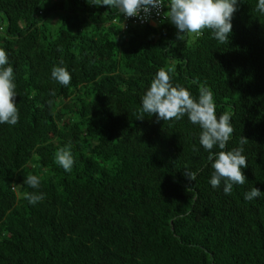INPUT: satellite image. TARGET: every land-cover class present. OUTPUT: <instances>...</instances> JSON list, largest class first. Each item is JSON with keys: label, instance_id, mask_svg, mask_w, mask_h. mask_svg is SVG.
I'll list each match as a JSON object with an SVG mask.
<instances>
[{"label": "trees", "instance_id": "16d2710c", "mask_svg": "<svg viewBox=\"0 0 264 264\" xmlns=\"http://www.w3.org/2000/svg\"><path fill=\"white\" fill-rule=\"evenodd\" d=\"M100 3L0 0V48L14 69L19 110L17 124H0V264H264L258 0H238L224 44L208 29L181 41L167 18L125 31L124 15ZM50 16L60 17L57 25ZM53 67L68 70V86L52 78ZM161 68H174L172 84L193 98L206 85L218 117L232 112L225 151L243 147L248 167L231 194L223 181L209 183L213 161L187 115L138 119ZM67 145L70 172L54 158ZM29 175L40 177L38 189L23 184ZM253 187L262 194L246 200ZM26 192L44 199L30 204Z\"/></svg>", "mask_w": 264, "mask_h": 264}, {"label": "clouds", "instance_id": "9594fccd", "mask_svg": "<svg viewBox=\"0 0 264 264\" xmlns=\"http://www.w3.org/2000/svg\"><path fill=\"white\" fill-rule=\"evenodd\" d=\"M238 0H170L165 17L178 29L177 39L184 41L189 35L199 36L204 30H211L213 38L224 44L229 41L232 32V18L237 11ZM99 6L116 8L129 18L147 20L155 11L157 15L164 5V0H101ZM257 11L264 14V0H258ZM174 68H161L152 80L150 87L142 97L140 117L144 114L156 116L157 121L178 120L187 115L190 122L201 129L199 142L205 151L209 152L208 159L214 170L209 183L215 189L223 181V191L231 194L233 185H244L247 177L242 168H247V157L242 153L243 147L227 150L226 145L234 133L231 124L232 112L226 111L216 115V105L213 92L204 84L199 87L198 99L193 98L190 91L173 85L170 73ZM52 78L63 86L71 82V74L64 67H53ZM14 69L9 63L8 54L0 48V124L15 125L19 121V110L16 106V84ZM239 143L244 145L248 140L243 136ZM214 147L220 151L212 152ZM55 163L70 172L74 158L70 145L59 148L55 154ZM184 175L190 181H195L196 173L185 171ZM23 184L33 189L40 186V177L29 175ZM13 189L17 185L13 184ZM190 189V188H189ZM261 191L253 187L245 193L246 200H253L261 195ZM24 198L30 204H36L44 199L43 193H24Z\"/></svg>", "mask_w": 264, "mask_h": 264}, {"label": "built area", "instance_id": "2783aa9c", "mask_svg": "<svg viewBox=\"0 0 264 264\" xmlns=\"http://www.w3.org/2000/svg\"><path fill=\"white\" fill-rule=\"evenodd\" d=\"M165 6L162 8L160 15H157L155 11L152 12V15L150 16V18H148L147 20H141L138 18H129L126 17L125 15L123 16V29L126 31L128 30L130 27H136V26H156L157 24L162 23L166 17H165ZM2 32V28L0 27V34Z\"/></svg>", "mask_w": 264, "mask_h": 264}, {"label": "rangeland", "instance_id": "374dc122", "mask_svg": "<svg viewBox=\"0 0 264 264\" xmlns=\"http://www.w3.org/2000/svg\"><path fill=\"white\" fill-rule=\"evenodd\" d=\"M60 17L59 16H50L49 18V22H51L52 25H57V23L59 22ZM4 27L7 26V21L4 22L3 24ZM190 39H193L194 35H189Z\"/></svg>", "mask_w": 264, "mask_h": 264}]
</instances>
